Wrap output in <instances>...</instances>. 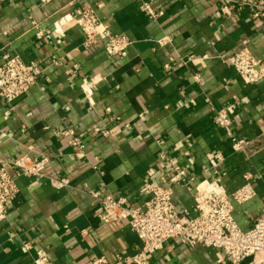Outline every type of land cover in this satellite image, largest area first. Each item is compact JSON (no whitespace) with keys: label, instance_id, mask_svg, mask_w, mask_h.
I'll return each mask as SVG.
<instances>
[{"label":"crops","instance_id":"crops-1","mask_svg":"<svg viewBox=\"0 0 264 264\" xmlns=\"http://www.w3.org/2000/svg\"><path fill=\"white\" fill-rule=\"evenodd\" d=\"M143 1L156 17L143 11ZM237 1L241 9L232 19L220 14L217 0L0 4V65L5 54L18 55L39 74L38 84L11 104L0 98V161L48 159L45 178L15 177L19 193L0 223V264H36L39 249L51 264L129 258L140 243L128 221H102L88 192L124 196L129 206L140 207L145 180L171 187L177 212L188 216L196 214L194 193L203 183L219 178L227 194L248 185L253 196L233 201L234 220L248 230L264 215V81L249 84L225 62L246 49L264 67V11L253 19L252 0ZM86 7L131 40L125 58L108 56L102 42L84 47L76 18ZM221 108L232 117L226 128L214 124ZM66 129L82 148L69 144ZM239 140L246 146L234 151ZM217 152L223 161L214 173ZM161 153L194 180L176 181ZM48 177L66 185L55 188ZM147 261L229 264L220 250L184 238L167 240Z\"/></svg>","mask_w":264,"mask_h":264},{"label":"built area","instance_id":"built-area-1","mask_svg":"<svg viewBox=\"0 0 264 264\" xmlns=\"http://www.w3.org/2000/svg\"><path fill=\"white\" fill-rule=\"evenodd\" d=\"M5 0H0V4ZM220 14L226 19L236 17L241 4L237 0H217ZM253 6L251 17L258 19L264 11V2L252 0L248 2ZM143 11L151 17L157 14L150 3L143 1ZM76 22L83 34V45L89 47L102 42L105 53L110 56L125 58L131 40L125 34L113 33L109 27L97 16L94 9L83 8ZM40 38L42 33L36 32ZM235 72L249 84L264 81V67L260 60L255 58L248 50L243 49L225 60ZM193 80L201 81L199 73L193 74ZM39 74L34 65L25 63L18 55L5 54L0 65V98L11 104L28 90L38 84ZM232 123V117L227 108L216 111L214 124L219 128H226ZM104 135L107 132H102ZM64 135L69 136V144L82 148L81 141L71 129H66ZM246 146L244 140L233 143L234 151H241ZM211 168L218 173L217 166L223 161V156L214 154ZM159 158L174 170L176 181H193L188 177L185 169L176 165L164 153ZM48 159L21 156L14 160L0 161V223L6 220L10 204L19 193L16 176L34 177L36 180L45 178L44 168ZM14 169V174L9 168ZM95 168V166H93ZM209 171V167L206 169ZM55 188H62L66 184L53 177H48ZM90 196L100 207L99 218L104 222L116 219L128 221L131 232L139 241V248L129 258L117 255L111 264H148V256L162 249L163 244L172 238H184L190 244H201L220 250L227 258L229 264H242L248 257H254L253 264H264V215L258 218L248 230L241 229L233 217V201L244 202L253 196L252 189L245 185L234 193L227 194L220 186V179L216 178L199 186L194 193V208L196 214L188 216L184 210L177 212L172 202V189L145 180L140 194L144 197L140 207L128 205L124 196L113 197L102 195L98 191H89ZM28 251L32 248L31 242L23 243ZM36 264H51L48 253L39 249L36 251ZM95 264H108L105 256H97Z\"/></svg>","mask_w":264,"mask_h":264}]
</instances>
